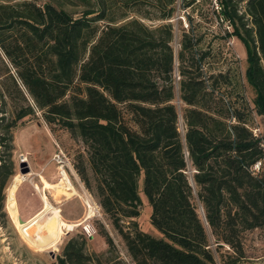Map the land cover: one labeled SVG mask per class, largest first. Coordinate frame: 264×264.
<instances>
[{
    "label": "trees",
    "instance_id": "obj_1",
    "mask_svg": "<svg viewBox=\"0 0 264 264\" xmlns=\"http://www.w3.org/2000/svg\"><path fill=\"white\" fill-rule=\"evenodd\" d=\"M216 1L231 27L225 36L245 45L246 83L264 117V0ZM67 6L83 10L74 17ZM174 12V0H0L2 216L14 131L40 112L84 144L94 188L81 157L77 174L135 264H218L212 245L232 250L220 264H243L242 233L264 228V138L229 100V72L203 69L209 53L199 49L191 16L174 52ZM140 181L161 238L133 220ZM85 247L83 235L69 239L57 264H102Z\"/></svg>",
    "mask_w": 264,
    "mask_h": 264
},
{
    "label": "rangeland",
    "instance_id": "obj_2",
    "mask_svg": "<svg viewBox=\"0 0 264 264\" xmlns=\"http://www.w3.org/2000/svg\"><path fill=\"white\" fill-rule=\"evenodd\" d=\"M186 3V0H174L175 12L168 21L173 26L174 38L171 44L174 52L176 53L180 48L179 41L182 29L189 31L187 16H191L195 33L201 37L199 49L209 53L205 58L203 69L208 74L229 72L232 78L231 86L227 89L229 100L235 108L245 114L248 120L247 125L253 134L264 138V117L257 115L253 109L254 93L247 85L245 79L247 51L244 43L237 37L228 38L225 36L226 31H231V27L227 26V22H222L218 18V10L215 8L214 0H196L193 5L188 7ZM244 3V1L240 2V7ZM65 9L74 17L80 15L83 10L82 7L71 6H67ZM143 10L149 9L148 7H143ZM240 11H242V8ZM132 14L130 13V15ZM143 22L148 26L160 23L148 20H143ZM177 66L178 63L175 62L174 77L176 80ZM183 129V123L180 120L179 131L183 133ZM14 146L15 175L11 178L5 190V215L2 216L0 214V264H57L56 258L60 255L65 243L69 239L77 238L80 235L86 238L85 253L87 255L97 257L102 264H125L121 259V252L127 254V251L121 237L111 225L108 216L104 214L93 191L85 186L77 174L75 164L81 157L87 164L89 181L92 189L94 188L92 173L87 163V150L84 144L73 137L67 129L46 123L41 113L36 112L34 116L25 118L22 124L14 131ZM58 149H61L72 163V168L68 170L67 177L70 178V172L73 171L74 179L72 178V184L76 194L50 189L51 192H46L48 202L51 206L60 210L59 213L66 221L78 222L85 217L89 213L86 202H89L93 208L95 205L98 206L100 215L95 214L90 219L80 222L81 224L71 231L63 229L62 233L54 240H51L49 245L37 248L32 245V240L37 237V234H42L39 233L42 231L35 232L32 227L40 217L38 214L42 210H39L44 207L40 196L42 188L38 182V176L41 173L44 174L49 168L52 173L51 182L60 183V186L63 185V182L59 181V176L52 161L53 154ZM22 163H25L26 166L21 167ZM25 169L28 171L22 173ZM18 175L26 176V179L18 185L15 191L17 214L25 222L23 226L15 225L6 205L9 186L14 177ZM39 178L42 181L45 180L41 175ZM139 187L142 206L139 217L133 220L137 222L143 232L155 238H161L159 231L149 221L151 208L142 193V181H140ZM194 203L198 204L196 200H194ZM121 223L126 228L129 221L123 219ZM86 225H91L95 230L91 237H87L83 231V226ZM101 231L107 232L112 239L113 246L111 248H108L100 234ZM241 241L244 251V259L241 262L243 264H264V228L243 232ZM214 247L215 245H212L218 264L228 254H233L232 250L227 246H223L219 252H216ZM89 264L98 263L93 261Z\"/></svg>",
    "mask_w": 264,
    "mask_h": 264
},
{
    "label": "bare ground",
    "instance_id": "obj_3",
    "mask_svg": "<svg viewBox=\"0 0 264 264\" xmlns=\"http://www.w3.org/2000/svg\"><path fill=\"white\" fill-rule=\"evenodd\" d=\"M26 179V176L24 175H18L14 177L11 185L9 186L8 189V199H7V207L9 209V212L13 218V221L16 226H23L25 222L19 219L18 214H17V206H16V200H15V191L18 187V185ZM42 185L44 189H56L59 192H67V193H74L76 194V191L74 187L69 183V179L66 176L65 181H60L63 182L62 186L58 187H52L50 184L42 181ZM42 202H43V208L42 211L38 214L40 217L38 218L37 222L35 225L32 227V230L37 232V231H42L39 233L42 234H37V237L32 240V245L37 247V248H43L51 242V240H54L55 238L58 237L60 233H62L63 229H66L68 231L73 230L75 227H78L81 223L80 222H70L66 221L62 218L61 214L59 211L51 206L46 198L45 195H42ZM92 216L91 211L85 216L84 220L89 219ZM44 231V233H43ZM34 232V233H35Z\"/></svg>",
    "mask_w": 264,
    "mask_h": 264
},
{
    "label": "built area",
    "instance_id": "obj_4",
    "mask_svg": "<svg viewBox=\"0 0 264 264\" xmlns=\"http://www.w3.org/2000/svg\"><path fill=\"white\" fill-rule=\"evenodd\" d=\"M214 5L215 8L219 10V6L216 0H214ZM52 161L55 165L56 172L59 176V181L66 180L67 172L70 168H72V163L70 162L69 158L64 154V152L61 149H58L57 152L53 154ZM259 165H260L259 162L256 163L253 169L258 170ZM86 206L88 208V212L91 211L92 216H94L95 214L100 215V208L98 206L95 205L93 208L89 204V202H86ZM83 231L87 237H91L95 233V230L91 227V225L83 226ZM121 259L125 264H135L130 259V257L124 252H121Z\"/></svg>",
    "mask_w": 264,
    "mask_h": 264
},
{
    "label": "crops",
    "instance_id": "obj_5",
    "mask_svg": "<svg viewBox=\"0 0 264 264\" xmlns=\"http://www.w3.org/2000/svg\"><path fill=\"white\" fill-rule=\"evenodd\" d=\"M32 150V149H31ZM43 176L44 177V179L46 180V181H48V182H46L45 180V182L46 183H48V184H50V183H52L51 182V177H52V173H51V170L49 169V168H47V171L44 173V174H39V176ZM39 176H38V182H39V184H40V186H41V188H42V190H41V192H42V194L40 195L41 196V201H42V195H45L46 197H47V195H46V192L47 193H49V192H51L50 191V189H44L43 188V185H42V182H41V180H40V178H39ZM69 177L70 178H68L69 179V183L73 186V184H72V178L74 179V173H73V171H71L70 172V175H69ZM38 186V185H37ZM50 186H52L53 188L54 187H58V186H60V183L58 184V183H52V184H50ZM74 187V186H73ZM37 189H38V187H36ZM39 190V189H38ZM72 194V193H71ZM50 195V194H49ZM69 196H71V195H69ZM48 200V199H47ZM43 203V202H42ZM50 204V203H49ZM59 212H60V210L58 209V208H56ZM42 209H40L39 211H41ZM38 211V212H39ZM61 214V213H60ZM84 219H85V217H83L81 220H79L78 222H83L84 221Z\"/></svg>",
    "mask_w": 264,
    "mask_h": 264
},
{
    "label": "water",
    "instance_id": "obj_6",
    "mask_svg": "<svg viewBox=\"0 0 264 264\" xmlns=\"http://www.w3.org/2000/svg\"><path fill=\"white\" fill-rule=\"evenodd\" d=\"M20 166H21V167H22V166H26V164H25V163H22ZM27 171H28V170L25 169V170L22 171V173H26ZM201 211H202V208H201ZM19 219H20V218H19ZM20 220H21V219H20ZM21 221H22V220H21Z\"/></svg>",
    "mask_w": 264,
    "mask_h": 264
}]
</instances>
